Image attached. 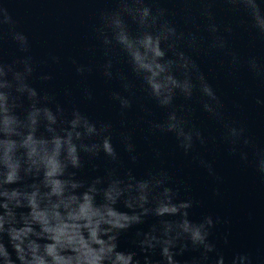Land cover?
<instances>
[{"label": "clouds", "instance_id": "9594fccd", "mask_svg": "<svg viewBox=\"0 0 264 264\" xmlns=\"http://www.w3.org/2000/svg\"><path fill=\"white\" fill-rule=\"evenodd\" d=\"M175 2L183 6L184 29L170 18L174 14L168 8L160 6L161 0H110L111 7L98 10L91 26L94 44L85 49L89 59L70 60L81 80L98 71L106 81L119 82L123 91H113L110 98L119 106V141L133 164L139 156L127 131V114L136 103L137 86L145 99L167 112L165 120L153 121L146 119L150 112L141 106L145 141L173 134L185 155L195 141L204 140L180 115L177 97L191 101L198 94L204 111L213 116L220 115L221 107L196 56L223 54L231 69L243 64L264 86V59L250 55L242 60L229 44L238 28L264 43V0ZM217 5L232 22L218 20ZM6 44L14 48L10 55ZM60 64L57 55L37 58L19 21L0 8V264H181L178 257L189 252L199 255L185 264H209L212 253L219 257L212 264H225L210 239L222 223L220 217L190 220L193 202L179 198V188L172 186L165 169L143 177L130 170L121 174L113 124L95 122L78 107L66 111L55 95L36 86L37 81L47 85L55 79L44 67ZM65 95L71 91L66 89ZM82 95L94 99L90 88H83ZM257 103L264 105L259 99ZM243 133V128L232 129L233 136ZM101 153L111 167L103 176L82 177L86 165ZM260 172L264 174V164ZM149 216L158 223L136 232L139 251L121 250V234ZM224 243L228 244L227 235ZM157 251L160 259L154 262ZM245 262L254 264L248 253H237L228 264Z\"/></svg>", "mask_w": 264, "mask_h": 264}, {"label": "water", "instance_id": "95a60500", "mask_svg": "<svg viewBox=\"0 0 264 264\" xmlns=\"http://www.w3.org/2000/svg\"><path fill=\"white\" fill-rule=\"evenodd\" d=\"M160 6L168 8L174 14L170 18L180 28H185L181 4L175 0H161ZM107 7H111L110 0H0V8L18 20L28 35L37 58L45 59L49 54L61 58L60 65L43 68L55 75L53 82L42 85L37 81L36 86L55 95L56 102L66 111L78 107L95 122L113 124V144L120 155L121 174L130 170L135 176L143 177L149 171L167 170L173 179L172 186L179 188V198L193 202L189 209L190 220L200 222L207 216L221 218L222 223L216 225L210 239L223 254L225 264L237 253H248L254 264H264V174L260 172L264 164V105L257 103L258 99L264 101V86L251 77L243 64L238 69H231L223 54L196 56L221 100V107L220 115L213 116L204 111L198 94L191 101L177 97L175 104L182 109L180 115L187 119L189 129L198 130L204 140L203 144L195 141L193 150L187 155L179 148L173 134H157L145 141L147 124L142 120L145 113L141 106L150 112L146 119L153 121L165 120L167 112L145 99L137 86L136 103L127 114V131L133 136L139 156L133 164L119 141L123 131L119 106L110 98L113 91H123L119 82L106 81L98 71L81 80L75 76L70 64L71 58L89 59L85 49L94 44L91 26L98 10ZM216 10L218 20L233 21L222 5H217ZM199 23L202 29L203 21ZM229 44L242 60L250 55L264 59V43L243 29L236 30L229 38ZM5 52L10 55L14 48L6 44ZM85 87L92 90V101L83 97ZM66 89L71 91L70 96L65 95ZM241 128L244 129L243 136L232 135V129L239 132ZM245 139L250 143L245 144ZM156 152H159V158ZM201 161H204L203 165ZM109 167L111 164L101 153L99 159L86 165L81 175L84 178L103 176ZM119 207L126 210L122 205ZM157 223L156 217L149 216L143 224L121 234V250L138 252L134 243L136 232H146ZM226 235L227 245L224 243ZM193 255L199 253L189 252L178 259L185 264ZM209 255V264L219 260L214 253ZM153 259L159 261L158 251Z\"/></svg>", "mask_w": 264, "mask_h": 264}]
</instances>
